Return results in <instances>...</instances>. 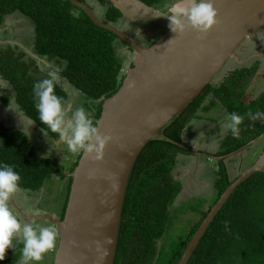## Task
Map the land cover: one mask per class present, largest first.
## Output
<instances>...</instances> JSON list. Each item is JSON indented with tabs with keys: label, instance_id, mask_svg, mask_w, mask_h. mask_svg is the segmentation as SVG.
<instances>
[{
	"label": "trees",
	"instance_id": "1",
	"mask_svg": "<svg viewBox=\"0 0 264 264\" xmlns=\"http://www.w3.org/2000/svg\"><path fill=\"white\" fill-rule=\"evenodd\" d=\"M81 1L90 4L96 11L91 3L94 0ZM99 1L103 5L107 3L103 7V14H99L103 17L102 20L112 24L119 22L124 15L122 8L110 0ZM137 1L152 8L165 0ZM16 13L24 15L31 22L36 38L31 54L17 45L15 47L19 52H13L14 46L11 44H8L7 50L0 52V76L12 87L9 92L2 89V95L6 93L9 98L13 96L19 109L28 118L36 121L41 129L46 128L39 122L33 85L50 78L51 73L47 74L43 69L52 64L56 71L59 69L57 73L63 80L85 95L88 103L98 102L93 115L97 124L104 100L121 87L126 75L125 59L116 48V40H123L112 31L96 24L84 9L74 5L71 0H0V27L7 16ZM254 67L235 69L219 83L213 81L208 84L204 95L199 94L184 109L188 110L187 118H190L186 120L183 117V110L163 129V135L151 139L139 154L127 186L121 229L125 220H131V226H138L141 221L143 241L148 248L144 252L147 260L143 264H160V257H157L158 240L166 235L167 229L175 227L177 207L181 210L183 206L175 203L182 191V183L172 172L183 161V154L188 153L184 132L191 119H201L198 110L207 111L219 100L230 114L236 112L245 117L240 125L239 137L234 138L228 132L221 141L223 145L217 155L231 153L264 132V120L248 118V113L264 112V91L254 97V92L248 87V76L255 71ZM55 92L63 98L65 108L70 94L58 80ZM249 93L251 97H248ZM88 103L85 104L88 106ZM47 134L51 139L60 140L57 133L48 131ZM82 153H78L69 172L78 164ZM45 156L39 154L32 140L22 134L21 129L6 127L0 122V163L11 165L19 172L20 190L40 191L53 176L66 177L62 163L53 155H47V158ZM218 162L219 168L214 171L215 177L212 181L217 196L211 203L212 206L242 172L231 178L225 161ZM71 183L72 178L70 185ZM211 207L184 229L182 238L172 242L171 264L179 262ZM154 213L156 217L152 216ZM165 220H168L167 225ZM153 237H156L157 242L152 243ZM149 244L154 250L151 255ZM22 247V242H16L13 250H7L5 259L0 264H17L21 258ZM160 256L164 259L166 255L162 251ZM188 264H264L263 172H257L244 181L227 199L204 233Z\"/></svg>",
	"mask_w": 264,
	"mask_h": 264
},
{
	"label": "water",
	"instance_id": "2",
	"mask_svg": "<svg viewBox=\"0 0 264 264\" xmlns=\"http://www.w3.org/2000/svg\"><path fill=\"white\" fill-rule=\"evenodd\" d=\"M71 1L135 53L121 87L104 100L97 121L100 134L110 135L112 140L101 158L83 152L75 168L65 173L72 183L63 217L29 214L13 197L10 203L24 218L48 219L59 229L53 264H114L126 189L139 154L151 139L163 135V129L214 81L230 59L244 65L238 51L264 27V0H213L218 23L207 34L188 27L185 20L183 32L169 28L148 46L102 20L90 4ZM262 139L264 132L241 148L214 158L242 155ZM257 172L264 173V150L221 194L190 239L179 264H188L224 203Z\"/></svg>",
	"mask_w": 264,
	"mask_h": 264
},
{
	"label": "rangeland",
	"instance_id": "3",
	"mask_svg": "<svg viewBox=\"0 0 264 264\" xmlns=\"http://www.w3.org/2000/svg\"><path fill=\"white\" fill-rule=\"evenodd\" d=\"M111 2L119 5L123 10V17L120 19L119 22L114 23L115 26L120 27L129 37L138 42H141L145 46L151 45L154 41L159 39L165 31H167L168 26L167 23L163 25V19L165 18L169 21V16L180 15V10H176V8H172L171 5L174 4L175 0H165L157 7H149L145 4L137 1V0H110ZM197 0H183L181 3H184L185 9L186 6L193 5ZM91 3L95 6L96 12L98 16L102 19L101 16L103 14V7L107 6V3L104 5L101 4V1L94 0ZM110 4V3H109ZM101 14V15H99ZM7 27L0 28V49L3 47L4 44H15L22 47L24 50L31 52V47L34 45V39L36 38V33L34 30L33 25L31 22L24 16L20 15L19 13L12 14L7 16L6 18ZM161 26L163 29L159 28V32L157 33L156 30ZM11 29V30H10ZM7 30H10L8 32ZM13 32L20 33L21 37L12 38L10 34ZM164 31V32H163ZM162 35L159 37V35ZM8 40H13L16 42L10 43ZM6 46V45H5ZM116 48L119 55L125 59V69L124 72L126 73L127 70L131 67L134 61L135 53L133 49L130 48L128 44H125L120 39L116 40ZM239 55L240 58L244 60V64H248L250 67L253 65L254 70L252 71L248 79L249 81V90L254 92L252 95L255 97L259 95L262 91H264V38L259 37H252L248 38L243 47L241 48ZM7 50V49H6ZM15 48V52H17ZM7 54V53H6ZM31 54V53H30ZM8 55V54H7ZM14 60V56L11 57ZM258 58L261 62L254 63L255 59ZM11 60V61H12ZM236 59H230L226 66L222 69L220 74L215 78L214 81L219 83L224 79V77L229 74V72L236 68L240 67L238 65ZM247 65V66H248ZM43 68V66H41ZM43 70L46 73L56 74L58 77V81L62 82L64 88L70 94V99L66 103L65 111H66V123L71 122L72 113L79 107H84L85 110L91 114L92 118L94 115V111L98 107V102L88 103L85 95L78 90H75L74 87L66 80H63L61 76L57 73L56 68L53 67L52 64L47 65L46 68ZM0 94L2 93V87H6L5 91L9 92L12 89L9 82L5 80L0 81ZM10 94V93H8ZM1 96V95H0ZM251 94L249 93V96ZM9 95L4 93L3 101H1L0 97V122L8 126L16 127L21 129L23 124L27 123V116L23 113L21 109L18 108V114L9 110L8 106L11 101L12 107L17 106L16 99L11 96L9 99ZM9 101V103H7ZM88 103V106L85 104ZM206 103V102H205ZM211 108L207 111L205 110H198V114L201 116V121L197 122V120L191 119L187 125V128L184 132V141L189 142L191 145H195L198 149L201 150H209L210 153L216 151V147L218 142L223 140V137H226L229 131L224 128L225 123L227 122V118L229 116V111L226 109L224 104L217 100V102L210 106ZM187 118V115L185 116ZM188 117L186 120H188ZM20 123L22 125H20ZM31 133L30 139L32 140L33 144L35 145L36 149H38L40 155H53L59 157V163L65 167V172L67 173L69 169L72 167V163L77 159L78 153H73L70 151L67 143V138L64 140H54L47 134V137L42 133L41 128L37 126L35 123L29 129ZM260 144V145H258ZM223 144H221L222 146ZM254 147V146H253ZM249 149V152H245L240 158V156H236L233 159L227 160L228 171L231 178L236 177L241 171L247 169L251 166L261 152L264 150V140L260 141L255 145L254 148ZM251 150V151H250ZM56 152V153H55ZM181 157V156H180ZM204 162L207 161L209 163L208 158L203 157ZM211 161V160H210ZM213 162L212 167L217 169V165L215 164L216 161ZM194 165L193 158H186L180 162L178 169L176 168V172L178 175L183 178L187 177L188 173H191V166ZM194 171V170H193ZM206 176V175H205ZM208 180H212L211 176H207ZM207 183V182H205ZM205 187V196L208 192H206L208 184H212V181L208 182ZM203 185V187H204ZM69 186L70 185V178L69 177H59L53 176L51 179H48L42 189L40 191H28V190H20L17 193L13 194V198L18 200L19 206L29 214L35 215H43V214H51L54 217H63L65 214L66 207L65 205L68 202L69 196ZM217 196L216 191H212L209 194V201L213 202ZM206 201L205 208H208L209 203ZM188 204L182 206L181 212H187ZM11 207L15 210V215L19 218L21 222L24 223H33L39 224L42 226L48 225H55L51 223L48 219H26L19 213L14 206L11 204ZM188 218H187V217ZM199 218L200 215H176L175 219V227L172 229V239L176 241L181 236L184 235L186 228L191 226L196 218ZM56 226V225H55ZM184 238V237H183ZM58 245V244H57ZM57 247L46 253L42 261L39 264H53L55 259V251Z\"/></svg>",
	"mask_w": 264,
	"mask_h": 264
},
{
	"label": "clouds",
	"instance_id": "4",
	"mask_svg": "<svg viewBox=\"0 0 264 264\" xmlns=\"http://www.w3.org/2000/svg\"><path fill=\"white\" fill-rule=\"evenodd\" d=\"M185 20L188 27L201 34H207L218 23V11L213 0H198L189 9L182 10L180 15L169 16L168 27L175 33L183 32L186 27ZM57 79L56 74H51L50 78L42 79L33 85L39 122L46 126L41 129L42 133L47 137L50 131L59 134L61 140L67 138L68 147L73 153L84 152L88 155L95 154L97 159L101 158L112 137L100 134L91 114L82 106L72 113L71 122L66 123L63 98L55 92ZM18 108V105L12 107L10 101L9 110L18 114ZM248 118L264 120V112L248 113ZM244 119V116L233 112L229 114L224 128L234 138H238ZM35 122L29 117L26 124L20 123L22 134L30 138L29 129ZM20 181L21 176L13 166L0 163V261L5 259L7 250H13L16 242H22L21 258L17 264H39L46 253L57 247L60 239L59 229L55 225L42 226L19 220L10 202L13 194L20 191ZM225 226L227 229V222Z\"/></svg>",
	"mask_w": 264,
	"mask_h": 264
},
{
	"label": "flooded vegetation",
	"instance_id": "5",
	"mask_svg": "<svg viewBox=\"0 0 264 264\" xmlns=\"http://www.w3.org/2000/svg\"><path fill=\"white\" fill-rule=\"evenodd\" d=\"M181 1H183V0H175L174 1L175 3L172 4L171 7L172 8H176V10L179 9L180 11L184 10L185 9V5H184V3H181ZM191 6L192 5L186 6L187 7L186 9H189ZM179 10H178V12H179ZM171 16H174V15H171ZM162 21H163V25H164V23H167V26H168L169 23H170V21H167L165 18ZM2 27H5V28L7 27L6 19H5L4 23L2 24V26L0 28H2ZM159 28H161L160 25H159V27L156 30L157 33L159 32L158 31ZM161 29H163V27ZM168 29H169V27H168ZM10 30H7V31L10 32ZM160 33L161 34L159 35V37L162 35V32H160ZM255 36L259 37L260 39L264 38V27L260 31H257L254 34H252L249 38H252V37H255ZM10 37H11V39L12 38H16L17 39L18 37H21V35H20L19 31L18 32H13L12 31V33L10 34ZM8 41L10 43L16 42V41H13V40H8ZM12 45L14 46L12 51L15 52V48H16L15 45H17V43L12 44ZM18 46L19 45H17V47ZM6 48H8V44H4L3 47L0 49V52H4L6 50ZM16 49H18V48H16ZM241 50L242 49H240L238 51V53H240ZM17 52H19V50H17ZM260 62L261 61L258 58H256L255 61H254V63H260ZM238 65H240V67H236V68L232 69L229 72V74L231 72H233L235 69H242V68H245V67H250L248 64H244L243 65V63H238ZM229 74H227V75H229ZM214 82H216V81H214ZM5 88L6 87H2V89H5ZM204 93H205V91L203 90L201 95H204ZM184 111H185V114L183 115V117L188 114V110H184ZM201 120L202 119H198L197 122H199ZM223 139H224V137H223ZM263 140L264 139H262L261 141H263ZM221 144H222V142H218L217 147H216V151H213V152L210 153L209 150L208 151L207 150L203 151V150L198 149L197 147H195V145H191L188 142V147H187L188 153L183 154L182 157H183V159H186V158H189V157L193 158L194 165L191 166V173H188L187 177L181 178L178 175V173L176 172V170H175L176 168L178 169L179 166H177L172 172V174L179 181H181V183H182V191L179 193L178 197L176 198L175 203L178 204V205H180V204L185 205V203L188 204L187 212L185 210L184 211L185 213L181 212V210L177 207V211H176L177 215H200V216H202V215H204V212L206 210H208L209 207L212 206L211 205L212 201L211 202L209 201V194L212 191L215 192L216 190H215V186L213 184H208V182L213 181V179L215 177V172L214 171L216 170V168L214 169L212 167V165H213L212 163L213 162H211V161H216L215 164L219 168L218 160H224L225 164L227 166V160L233 159L234 157H236V156H234L232 158H223V159L214 158V157H220V156H225V155L229 154V153H227V154H224V155H217V152L219 151L220 147H222ZM258 145H260V144H258ZM254 147H255V145H254ZM247 152H249V150ZM237 156H240V158H243L241 155H237ZM203 157L208 158L211 161L209 160V163L207 161L204 162ZM227 169H228V166H227ZM207 176H211L212 180H208ZM205 182H207V183H205ZM204 183L206 185L208 184V187H207V190H206V192H208V193L206 194V196H205V187L206 186L204 185ZM203 185H204V187H203ZM126 193H127V189H126ZM125 197H126V194H125ZM17 199H15V200L18 203ZM206 201L209 203L207 209L205 208ZM214 205H215V203H214ZM211 208H210V210H211ZM123 210H124V203H123L122 214H123ZM210 210H209V212H210ZM152 216L156 217V214L154 213V215H152ZM169 218H170V221H171V216ZM197 219H199V218L197 217ZM122 222H123V218H122V215H121V222H120L119 233H118V241H117V253H116V256H115V261H118V264H130V263L143 264L147 260V256H144V252H146L148 248L145 246L146 244L143 241V232H142L143 228L141 226L142 224L140 223L141 221H139V225L138 226L137 225L131 226V224L133 222L131 220H125L124 224L122 225V229H121ZM165 223L167 225L168 224V220L167 221L165 220ZM165 233H166V235L162 239L158 240V246L159 247L158 246L157 247H158L159 250L157 251V257L158 258L160 257L159 258L160 264H171L172 256H171L170 251H171L172 242H173V239H172V226L169 228V230L167 229L165 231ZM153 238L154 239H153L152 243L157 242L156 241V237H153ZM149 251L151 252L150 255L154 252V250L151 249V244H149ZM162 251L166 255L164 259H162L161 256H160L162 254ZM184 252H185V250H184ZM184 252H183V254H184ZM183 254L181 255V258L183 256ZM181 258L179 259V262H180ZM179 262L177 264H179ZM114 264H115V262H114Z\"/></svg>",
	"mask_w": 264,
	"mask_h": 264
},
{
	"label": "crops",
	"instance_id": "6",
	"mask_svg": "<svg viewBox=\"0 0 264 264\" xmlns=\"http://www.w3.org/2000/svg\"><path fill=\"white\" fill-rule=\"evenodd\" d=\"M21 48H22V47H21ZM22 49H23V48H22ZM23 50H24V49H23ZM25 51H26V50H25ZM27 52H28V51H27ZM29 53H31V52H29ZM1 80H3V79H2V77L0 76V81H1ZM0 86H1V83H0ZM0 95H1V96H0V97H1V101L4 102V101H3V100H4V99H3V96H4V95H2V93H1ZM4 103H5V102H4ZM68 172H69V171H68Z\"/></svg>",
	"mask_w": 264,
	"mask_h": 264
}]
</instances>
